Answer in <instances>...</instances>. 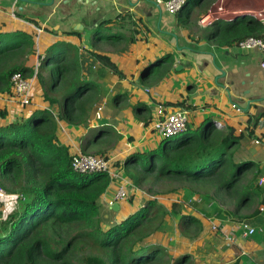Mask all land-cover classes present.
Instances as JSON below:
<instances>
[{"label":"crops","instance_id":"crops-1","mask_svg":"<svg viewBox=\"0 0 264 264\" xmlns=\"http://www.w3.org/2000/svg\"><path fill=\"white\" fill-rule=\"evenodd\" d=\"M216 1L212 0L207 10L195 8L190 24L183 28L178 14L170 15L159 0H0V34H29L35 41L29 48L31 52L26 51L27 47L24 53L14 51L15 56L8 60V65L33 68L47 58L49 48L59 42L66 43L70 49L63 51V63L79 59L84 65L82 80L94 81L98 89L90 125L59 122L58 139L72 155L90 152L96 146H108L98 153L114 159L118 177L101 199L106 228L137 212L143 206L141 198L152 199L149 195H139L141 192L135 188L131 190L137 198L134 207L128 201L118 203L120 207L113 211L109 205L120 179L129 181L123 168L128 158L150 153L163 141L151 128L158 104L178 109L185 103L190 110L189 126L194 131L212 122L214 126L221 123V128L215 127L219 131L227 132L231 128L237 136L245 133L248 139L238 145L235 159L259 165V184L264 189V71L261 69L264 53L259 49L229 46L227 39L223 40L219 24L238 18H219L208 26L200 24ZM228 1L233 7L232 0ZM243 1L249 4L239 10L257 11L264 16V0ZM258 21L264 25V18ZM104 22L112 24L100 27ZM2 47L3 43L0 49ZM93 54L109 56L123 77L112 71L99 75L103 65ZM169 54L174 57L173 63L160 64L147 79L143 77L148 67ZM89 92L86 95H90ZM42 96L43 89L38 84L34 101L29 107H23L14 96L0 94V109L7 108L8 118L11 117L1 121L2 124L28 117L37 108L47 109ZM135 106L140 108L138 112L133 109ZM100 107L103 118L97 121L96 108ZM113 134L118 136V141L116 136L112 140ZM155 135L161 140L157 145ZM252 175L251 172L249 179ZM154 199L163 201L165 198ZM263 201L264 190L244 208L252 210L243 214V209L238 216H264ZM195 217L204 226L203 234L196 241L178 231L172 235L164 229L146 243L164 247L173 261L189 256L187 264H264V234L243 237L239 230L243 220L233 216L224 221H212L216 229L211 233L208 222ZM232 235L234 242L228 241ZM179 242L184 245L180 251L177 250ZM171 247L175 251H171Z\"/></svg>","mask_w":264,"mask_h":264},{"label":"trees","instance_id":"trees-1","mask_svg":"<svg viewBox=\"0 0 264 264\" xmlns=\"http://www.w3.org/2000/svg\"><path fill=\"white\" fill-rule=\"evenodd\" d=\"M211 1L186 0L177 15L179 25L187 27L193 10H207ZM110 24L104 22L100 27ZM219 25L221 37L229 46H238L248 38L264 40V25L255 18L240 17ZM1 43L0 94L13 96L12 76L21 73L31 79L36 66H10L8 60L16 50L24 53L27 47L26 51L31 52L29 48L35 41L29 34H0ZM65 49L70 46L56 43L39 64L31 101L39 84L49 109L37 108L30 116L8 124L1 122L9 116L7 108L0 109L1 190L19 196L18 206L13 205L6 215L0 209V264H187L189 256L173 261L164 247L146 243L165 227L167 210L156 199L106 228L101 199L113 179L108 173L75 172L73 155L58 139L59 122L88 127L98 92L94 81L82 80L84 65L79 59L63 63ZM93 57L103 65L99 75L112 71L123 77L109 56ZM173 61V55L164 56L148 67L143 77L147 79L155 67ZM88 92L90 95H86ZM179 108L189 107L183 103ZM244 134L237 136L231 128L219 131L212 122L195 131L188 126L185 133L163 140L146 160L139 155L129 157L123 167L125 175L136 188L155 180L190 184L186 201L199 192L197 188L204 187L203 194H199L204 199L205 217L223 221L239 217L263 229L253 237L264 234V216H238L264 190L259 184V165L235 159L238 145L248 139ZM250 136L254 137V133ZM227 197L234 199L235 212L217 204L218 198ZM180 207L174 203L171 212L179 216ZM202 227V222L191 214L180 217L184 237L197 239Z\"/></svg>","mask_w":264,"mask_h":264},{"label":"built area","instance_id":"built-area-1","mask_svg":"<svg viewBox=\"0 0 264 264\" xmlns=\"http://www.w3.org/2000/svg\"><path fill=\"white\" fill-rule=\"evenodd\" d=\"M225 0H217L214 7L209 13L200 20L202 26L211 25L216 19H234L240 17H254L255 19L261 20L264 16H261L259 12L255 11H244L234 9L230 4L224 5ZM163 3L166 11L170 15H177L186 4V0H170L168 2L160 1ZM242 50L259 49L264 53V40L257 38H248L242 41L239 45ZM39 64L36 66V72L33 78L29 79L24 77L21 73H16L11 78L13 86V96L23 107H29L32 104L33 87L35 79L38 74ZM261 69L264 71V58L261 62ZM103 108H99L97 112L98 119L101 118V112ZM190 124V110L189 108H174L166 106L165 104H158L155 106L154 115L151 122L152 131L162 140L173 138L185 133ZM217 128H221V123H215ZM258 143V142H257ZM72 166L75 172L81 174H92V173H108L114 180L118 177V173L115 171L114 159L106 156H96L86 154L84 152L73 155ZM263 182V180L261 181ZM127 182H121L115 195L109 201V205L112 208L114 204L119 201L129 199V187L127 190ZM0 187V193H1ZM264 211V208L261 209ZM216 229V227H214ZM239 230L245 238H251L258 232H263L262 228H257L250 223L243 220L239 224ZM234 236L228 238V241L234 242Z\"/></svg>","mask_w":264,"mask_h":264},{"label":"rangeland","instance_id":"rangeland-1","mask_svg":"<svg viewBox=\"0 0 264 264\" xmlns=\"http://www.w3.org/2000/svg\"><path fill=\"white\" fill-rule=\"evenodd\" d=\"M231 2L234 4L232 7L234 9H242L243 6H245L246 4H249V2L247 3V1H245L246 2L245 3L243 0H232ZM228 4H231V3H229L228 0H225L224 5L228 6ZM97 68H98V66H97ZM76 78H77V76H76ZM50 81L51 80H48V82H50ZM95 96H96V93H95ZM133 109L135 110V112H138L140 108L135 106ZM15 113H17V112L15 111ZM21 113H23V112L21 111ZM102 113H103V111L101 112V117L103 118ZM150 114L152 115L151 111H150ZM95 118L97 121L102 120V119H98L97 116ZM10 119H11V117L8 118L6 121H8ZM90 121H91V119H90ZM89 125H90V122H89ZM82 127H84V126H82ZM99 133H100V131H99ZM112 133L113 132H111V134ZM112 137L113 138L115 137L118 141V136L116 134H113ZM78 138H81V135H79ZM115 138L112 140H115ZM154 139H155L156 145L159 144V142L161 141L157 136ZM104 147L106 148L108 146H104ZM104 147H101V146L93 147L90 149V152L87 151L86 154L101 156L98 152L102 151L103 150L102 148H104ZM92 149H94V150H92ZM103 156H106V155H103ZM106 157H108V156H106ZM140 158H143L144 160H146L147 158H149V153L147 152L146 154L140 155ZM143 159H140V160H143ZM141 162H143V161H141ZM120 181L121 182H124V181L127 182V184H128L127 190L129 187V195L130 196H129L128 200L119 201V203H124V202L129 201L128 203L131 204L130 206L134 207L136 205L137 198H135V196H136L135 193L134 194L131 193V190H135L136 187L132 184L131 180H129L130 181L129 182L128 180H121L120 179ZM0 187H1V184H0ZM118 187H119V185H118ZM118 187L116 189H118ZM188 189H191L190 184H185L183 182H176V181L175 182H168V181H162V180H157V181L155 180V181L149 182V183L143 185L141 188L136 189V191L141 192V193H139V195H142V196L143 195H149L152 198V200H154L155 197L159 198V196L161 198H165V199H162L163 201H159L158 199H156V201H158V204H160L162 207H164L167 210L166 215H165V227L163 228V231H159L158 233H163L165 231L164 229H166L167 233H170L172 235H175L176 231L180 232L179 223H180V217L182 216V214H191L193 216H197V217L199 216V218H201L202 220H206L208 222V232L215 233V229H214L211 222L216 221L217 219L204 217V215H203V214H205L202 210V205L204 204V199L202 198V196L200 194H203L205 188L204 187L197 188V191H199L200 194H199V192H196L195 194H193L191 199L186 201V196L189 193ZM18 197H19L18 195L6 193L2 189V191L0 193V206H1L0 209L2 210V212H4V215L7 214L9 208H11L13 205L18 203ZM141 199L142 200L140 201V204L145 205L147 202L146 199L145 198H141ZM174 203L181 204V207L178 209L179 216H175L176 214H173V212H171V209L173 208V207L171 208V206H173ZM194 203H195V205H194ZM18 204H17V206H18ZM217 204L226 211H234L235 212V201H234V199H231L229 197L221 198V199L218 198ZM249 210H252V209L251 208L246 209V210L244 209L241 213L246 214V212H248ZM203 227H202L201 233L199 234L200 237L203 234V230H204ZM177 247H178L177 250L180 251L181 250L180 248H183L184 245H182L181 242H179L177 244ZM170 250L175 251V248L171 247Z\"/></svg>","mask_w":264,"mask_h":264},{"label":"water","instance_id":"water-1","mask_svg":"<svg viewBox=\"0 0 264 264\" xmlns=\"http://www.w3.org/2000/svg\"><path fill=\"white\" fill-rule=\"evenodd\" d=\"M120 207V205L118 203L114 204V206L112 207L113 211H117L118 208Z\"/></svg>","mask_w":264,"mask_h":264}]
</instances>
